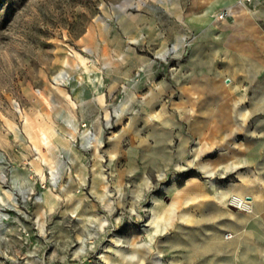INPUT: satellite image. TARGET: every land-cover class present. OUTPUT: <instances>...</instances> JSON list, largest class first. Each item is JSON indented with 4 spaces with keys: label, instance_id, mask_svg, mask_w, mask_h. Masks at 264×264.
Listing matches in <instances>:
<instances>
[{
    "label": "rangeland",
    "instance_id": "1",
    "mask_svg": "<svg viewBox=\"0 0 264 264\" xmlns=\"http://www.w3.org/2000/svg\"><path fill=\"white\" fill-rule=\"evenodd\" d=\"M0 264H264V0H0Z\"/></svg>",
    "mask_w": 264,
    "mask_h": 264
},
{
    "label": "bare ground",
    "instance_id": "2",
    "mask_svg": "<svg viewBox=\"0 0 264 264\" xmlns=\"http://www.w3.org/2000/svg\"><path fill=\"white\" fill-rule=\"evenodd\" d=\"M67 62V61H66ZM65 70L61 69L59 71V73L55 76L56 81H63L64 83H71V81L73 80L72 77H65ZM87 82H88V86L92 89L95 88L96 90L100 89V86L102 84V79L101 76L96 72L93 76H91L89 73H87L86 76ZM83 81L80 82H75L74 84L77 85L78 83L81 84ZM84 86V85H83ZM82 90L85 91V87H82ZM66 97L70 100V102L72 104L75 103L74 100H72V98L70 97L69 94H66ZM67 114H70L69 112H66ZM40 130V141L45 143V144H51V138L53 137L54 133H56V131H54V129H52L51 127H46V128H39ZM39 135V132L37 133ZM233 201L234 203L239 206V207H243V208H249L250 204L248 200L245 199L244 195H237L234 194L233 195Z\"/></svg>",
    "mask_w": 264,
    "mask_h": 264
},
{
    "label": "built area",
    "instance_id": "3",
    "mask_svg": "<svg viewBox=\"0 0 264 264\" xmlns=\"http://www.w3.org/2000/svg\"><path fill=\"white\" fill-rule=\"evenodd\" d=\"M247 1H251V0H244V2H247ZM228 14H229V11H224L223 13H221V17L224 15L228 16Z\"/></svg>",
    "mask_w": 264,
    "mask_h": 264
},
{
    "label": "water",
    "instance_id": "4",
    "mask_svg": "<svg viewBox=\"0 0 264 264\" xmlns=\"http://www.w3.org/2000/svg\"><path fill=\"white\" fill-rule=\"evenodd\" d=\"M230 79L229 78H226V81H229Z\"/></svg>",
    "mask_w": 264,
    "mask_h": 264
},
{
    "label": "crops",
    "instance_id": "5",
    "mask_svg": "<svg viewBox=\"0 0 264 264\" xmlns=\"http://www.w3.org/2000/svg\"><path fill=\"white\" fill-rule=\"evenodd\" d=\"M97 134V133H96ZM98 138H101L100 136L97 135Z\"/></svg>",
    "mask_w": 264,
    "mask_h": 264
}]
</instances>
